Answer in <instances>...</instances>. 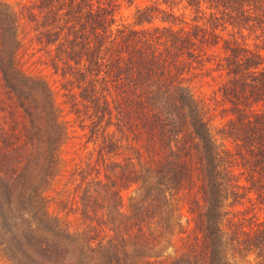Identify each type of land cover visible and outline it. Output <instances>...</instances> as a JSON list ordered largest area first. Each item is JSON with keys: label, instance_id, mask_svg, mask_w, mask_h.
<instances>
[{"label": "trees", "instance_id": "16d2710c", "mask_svg": "<svg viewBox=\"0 0 264 264\" xmlns=\"http://www.w3.org/2000/svg\"><path fill=\"white\" fill-rule=\"evenodd\" d=\"M117 5L32 0L17 12L0 1V82L13 98L0 117V228L13 234L6 241L8 258L13 264H113L115 257L103 245L94 257L69 256L77 233L50 220L43 207L41 187L53 175L55 144L67 129L49 88L21 66L24 19L51 67L78 90L75 113L88 121V139L97 142L104 169L95 184L111 189L114 209L120 207V188L140 184L138 200L122 221H148L157 225L149 234L159 236L158 226L168 224L167 202H181L179 224L185 209L184 222L193 226L168 264H231L244 253L264 264V219L243 232L224 211L227 199L235 205L250 193L264 204V0H152L136 8L138 27L115 23ZM174 5L193 12L191 27L174 25ZM154 17L167 25L143 27ZM228 26L232 37L216 66L224 74L216 92L230 117L213 131L209 106L192 84L205 70H215L205 47L216 44L219 29ZM245 30L253 36L251 45L240 38ZM115 163L128 166L117 185L107 172ZM109 229L119 231L118 225Z\"/></svg>", "mask_w": 264, "mask_h": 264}, {"label": "rangeland", "instance_id": "374dc122", "mask_svg": "<svg viewBox=\"0 0 264 264\" xmlns=\"http://www.w3.org/2000/svg\"><path fill=\"white\" fill-rule=\"evenodd\" d=\"M0 1L6 2L14 11L19 12L22 5L30 4L32 0ZM151 3L152 0H117L118 5L114 12L115 23L135 25L136 8ZM161 6L168 9L165 4ZM172 11L179 15V18L174 21L176 27L189 28L192 26L193 12L184 8L183 5H174ZM163 24L167 25L154 17L151 23H143V27ZM135 26L138 27V25ZM230 30L232 29L229 26L225 29L220 28L218 42L205 47L207 54H211L208 65L209 67L214 66L215 70H205V75L196 76L192 84L193 92L203 98L209 106L208 120L213 131H216V128L230 117L228 104L216 92L218 82L224 79V74L220 77L221 70H216V66L220 62L219 59L226 54L224 46L226 41L232 37L229 34ZM234 32L239 36L237 30ZM19 38L21 47L18 56L24 72L32 78L43 80L50 90L51 99L67 129L65 139L59 145L55 144L58 147L53 175L43 183L41 189L44 195L43 207L49 219L59 221L60 225L66 224L68 233L70 231V233H77L78 238L71 241L76 246L75 248L69 246L71 251L69 256L73 255V258H76L81 252L94 257L98 255V252L101 253L97 250L100 245H103L108 254L114 253L113 264H168L176 254L182 251L183 236L189 233L193 226L192 223L184 222L185 217H188L185 209L181 211L184 216H182L183 219L181 218L183 222L179 224L177 215L181 202L178 204L167 202V208H170L168 224L166 229L164 224L160 228L158 226V232L161 233L159 236H154L153 232V230L157 231V225L149 227L148 221L136 222L138 225L132 221L131 223L122 221L131 214L138 200L140 184L134 182L120 188V207L117 209L112 207L111 189L101 190L98 184H95L99 178H103L104 169L100 164L97 142L88 139V121L86 119L81 121V117L75 113L79 99L77 88L67 84V77L61 74L60 68L51 67L46 53L41 50L44 47L33 39V33L24 19H21ZM240 38L249 45L254 41L253 36L249 35L246 30L244 37ZM213 75L215 78H212ZM12 100V95L5 91L0 82V117L6 115L5 111L8 107L5 102L9 103ZM12 110L13 108L9 109L13 113ZM116 158L108 160L112 162ZM125 166L115 163L107 167L110 179L116 185L119 183L120 171L128 170ZM36 179L37 176L34 174L33 180ZM247 197L243 196L235 205H232L231 199H227L224 211H226V218L234 223L237 222L238 231L252 232L251 229L255 230L258 227L256 223L264 219V204L257 202L252 193L249 199H246ZM101 205L102 208H100ZM258 217L260 220H255ZM117 225L118 232L109 229L111 226L117 228ZM150 231L154 234H149ZM45 234L52 236L51 233L45 232L43 235ZM12 235V233L3 234L0 228V264H13L6 252V241L9 242ZM255 261L253 253H244L242 256H237L231 264H255Z\"/></svg>", "mask_w": 264, "mask_h": 264}]
</instances>
